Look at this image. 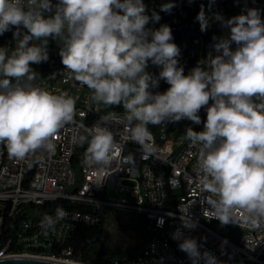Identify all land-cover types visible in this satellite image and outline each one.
I'll use <instances>...</instances> for the list:
<instances>
[{
    "label": "clouds",
    "instance_id": "clouds-1",
    "mask_svg": "<svg viewBox=\"0 0 264 264\" xmlns=\"http://www.w3.org/2000/svg\"><path fill=\"white\" fill-rule=\"evenodd\" d=\"M175 6L169 0L160 11L171 13ZM160 19L156 11L146 14L143 0H58L55 6L51 0H0V35L16 29L15 47L0 48V143L19 159L42 147L53 150L52 137L72 121L73 98L32 83L38 75L32 65L49 58L48 39L60 38L66 78L91 89L93 101L123 106L124 133L140 145L143 156L154 152L149 124L184 119L200 124L198 113L206 108L204 130L187 128L185 138L199 145L200 183L216 197L205 198L212 209L209 219L216 218L222 225L233 223L238 210L253 221L264 218L261 11L247 8L228 19L216 14L214 19L228 30L227 35L213 37L217 54L210 53L188 75L179 66L180 49L173 42L171 27H147ZM196 20L201 32L207 31L210 21L203 6ZM149 60L161 66L156 78L145 72ZM160 80L170 87L163 93L149 91ZM122 151L108 128L94 127L86 153L90 161L107 166ZM66 217L67 212L58 208L55 219L46 216L41 226L54 227ZM182 224L190 229L196 226L193 220H182ZM178 247L192 264L201 260L219 264L210 252L200 251L194 238H182Z\"/></svg>",
    "mask_w": 264,
    "mask_h": 264
},
{
    "label": "built area",
    "instance_id": "built-area-1",
    "mask_svg": "<svg viewBox=\"0 0 264 264\" xmlns=\"http://www.w3.org/2000/svg\"><path fill=\"white\" fill-rule=\"evenodd\" d=\"M57 1L51 0L52 3ZM185 1L174 0L176 6L171 13L176 9L182 13ZM167 2L169 0H156L155 6L160 8ZM14 31L15 28L3 48L15 47ZM63 46L60 39L59 50ZM213 46L214 43L203 40L196 45L200 61L210 53L217 54ZM231 48L235 50V43ZM65 71L62 66L32 82L55 95L66 93L75 101L72 121L51 139L53 150L42 147L19 159L10 156L6 144L0 143V259L44 258L69 264H192L178 247L181 239L187 237L196 239L200 251L210 252L219 264H264V218L253 221L238 210L233 223L222 225L216 218L209 219L212 209L205 198L216 197L200 183L203 173L198 166L199 145L185 138L187 128L196 132L204 130L206 108L198 113L200 124L187 119L165 121L157 134L148 127L154 152L143 156L140 145L124 133L123 106L93 101V91L74 78H66ZM149 91L153 92V88ZM96 125L108 128L123 148L107 166L90 161L86 155ZM83 143L82 181L78 184L74 158ZM127 182L133 185H126ZM112 186L118 189V199L109 198ZM129 194L132 201L127 198ZM54 202L99 211L137 212L143 217L145 248L132 259L83 262L75 256L71 246L73 232L80 223L98 224L99 216L83 208L66 207L62 208L67 212L66 218L55 222L54 227H42L44 217H56V210L47 207ZM182 220L186 223L193 220L195 228L183 227ZM226 232L239 235L235 237ZM174 233L177 238L173 237Z\"/></svg>",
    "mask_w": 264,
    "mask_h": 264
},
{
    "label": "trees",
    "instance_id": "trees-1",
    "mask_svg": "<svg viewBox=\"0 0 264 264\" xmlns=\"http://www.w3.org/2000/svg\"><path fill=\"white\" fill-rule=\"evenodd\" d=\"M155 2L156 0H143V3L146 6V14L151 16L152 11H156L161 17L158 23L150 22L147 27L152 30L158 29L163 24H168L171 27L174 37L173 42L180 49V55L177 57L179 66L184 68L185 75H188L193 68L198 66V62H200V58L195 52L196 45H198L201 40L207 43H215L213 37L219 38L221 36H226L228 31L227 29L221 27V24L217 21L213 26H209L207 31L201 32L200 23L196 20V16L200 11L201 6L204 7L205 14L208 17L220 14L225 19L240 15L244 9L257 8L261 11V19L264 20V0H193L192 3H189V0H186L181 9L182 13L178 9H176L173 13L161 12L160 8L155 6ZM57 3L58 1L52 4L55 6ZM45 15L47 16L49 13H45ZM14 28L15 27H13L10 31L5 32L3 35H0V48H3V46L7 43L10 38L11 31ZM23 30L24 32L27 31L26 29ZM59 44L60 38L55 39L50 37L48 39V60L38 65H32L34 71L38 73L36 79H40L47 72L64 66L59 55ZM57 51L58 55L56 57L55 53ZM160 71L161 66L153 64L151 60L148 61L147 67L145 68L146 73H148L151 77L156 78L158 77ZM149 83L151 84V81H149ZM169 87L170 85H168L165 81L160 80L159 86L153 88V93H163ZM159 126L160 125H148L149 129L156 134L158 133ZM84 149L85 144L83 143L74 158V167L78 176V184L82 181L81 166ZM47 207L53 210L66 207H78L99 216V223L96 225L80 223L73 232L71 238V246L75 256L85 263H108L115 259H132L145 248L146 242H144L141 247L131 251H121L102 244L103 237L111 218L110 210L99 211L90 207H83L81 205L70 204L67 202H54L52 204H48ZM138 228L144 232L143 217H141V222Z\"/></svg>",
    "mask_w": 264,
    "mask_h": 264
},
{
    "label": "rangeland",
    "instance_id": "rangeland-1",
    "mask_svg": "<svg viewBox=\"0 0 264 264\" xmlns=\"http://www.w3.org/2000/svg\"><path fill=\"white\" fill-rule=\"evenodd\" d=\"M209 26H213L217 22L214 18H209ZM126 185L132 186V182H127ZM109 198L120 197L117 187H110ZM129 201L133 198L129 194L127 196ZM111 218L103 237L102 244L121 251H131L141 247L146 242L144 232L138 228L141 222V215L137 212L129 210H111ZM227 235L237 237L239 233H229ZM237 234V235H236ZM124 259V258H123Z\"/></svg>",
    "mask_w": 264,
    "mask_h": 264
},
{
    "label": "water",
    "instance_id": "water-1",
    "mask_svg": "<svg viewBox=\"0 0 264 264\" xmlns=\"http://www.w3.org/2000/svg\"><path fill=\"white\" fill-rule=\"evenodd\" d=\"M0 264H69V263L44 259V258L11 257V258L0 259Z\"/></svg>",
    "mask_w": 264,
    "mask_h": 264
}]
</instances>
